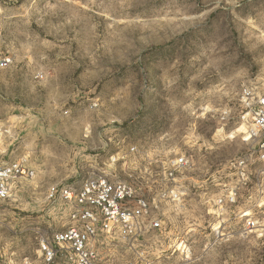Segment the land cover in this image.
<instances>
[{
    "label": "rangeland",
    "instance_id": "374dc122",
    "mask_svg": "<svg viewBox=\"0 0 264 264\" xmlns=\"http://www.w3.org/2000/svg\"><path fill=\"white\" fill-rule=\"evenodd\" d=\"M2 57L0 155L33 175L0 199V264H42L40 240L67 223L50 187L103 174L154 188L180 156L161 258L264 264V193L244 202L260 223L248 234L231 207L216 238L207 212L227 161L254 145L241 115L243 89L264 93V0H0Z\"/></svg>",
    "mask_w": 264,
    "mask_h": 264
},
{
    "label": "built area",
    "instance_id": "2783aa9c",
    "mask_svg": "<svg viewBox=\"0 0 264 264\" xmlns=\"http://www.w3.org/2000/svg\"><path fill=\"white\" fill-rule=\"evenodd\" d=\"M10 63L9 57L0 58V69ZM243 102L247 109L241 115L244 133L254 145L250 152L227 161L224 168L228 180L219 177L215 194L207 200V212L213 220L210 230L216 238L228 232L224 219L231 207L235 232L248 234L260 224L257 213L247 209L244 202L264 193V93L247 87L243 89ZM186 164L184 156L169 159L154 188L103 174L50 187L46 198L67 208V223L40 240L41 263L112 264V247L119 243L139 259L138 264H173L161 258L163 252L157 247L170 232L163 207L179 203L185 196L176 175ZM32 175L23 158L0 155V199L8 198L16 182ZM181 240L177 245L189 251ZM155 254L160 259L152 260Z\"/></svg>",
    "mask_w": 264,
    "mask_h": 264
}]
</instances>
